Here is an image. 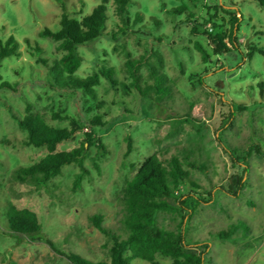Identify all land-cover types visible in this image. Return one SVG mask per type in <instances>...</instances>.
Returning a JSON list of instances; mask_svg holds the SVG:
<instances>
[{
	"label": "rangeland",
	"instance_id": "rangeland-1",
	"mask_svg": "<svg viewBox=\"0 0 264 264\" xmlns=\"http://www.w3.org/2000/svg\"><path fill=\"white\" fill-rule=\"evenodd\" d=\"M133 1L131 23L124 26L110 0L104 35L79 48L82 62L76 76L100 74L105 66L117 82L112 85L100 75L92 97L80 89H57L49 82V68L64 52L39 33L44 28L60 29V3L0 0V40L14 36L20 51L0 61V86L9 82L14 88L0 87V264H71L48 241L91 261H109L111 242L90 218L101 214L103 225L124 239V189L154 155L164 165L178 158L199 186L193 191L199 205L191 217L161 211L160 228L181 230L185 249L201 254L202 264H264V157L254 150L258 146L264 152V54L258 51L264 50V9L253 0ZM63 2L70 17L80 20L100 0ZM181 6L186 9L172 12ZM236 11L242 14L236 34L240 49L215 55L202 32L221 29L205 21L216 16L211 22L228 30ZM138 12L142 21L135 20ZM195 42L206 48L207 61ZM128 55L145 56L166 74L170 93L159 101L156 92L142 97L131 85L125 66ZM140 75L141 86L153 83L147 66ZM27 104L51 127H71L67 119H54V113L69 115L78 123V130L56 151L79 147L89 132L101 137L105 151L86 145L84 164L90 174L79 189L73 188L78 172L73 164L64 166L45 188L16 179V169L47 154L45 147L23 143L26 131L11 117H23ZM226 148L244 157L245 167ZM242 175L243 186L235 195L231 184ZM172 188L175 204L182 194L192 192L189 186ZM10 204L37 212L42 224L38 238L10 230ZM156 259L159 264H173L170 257ZM131 264L150 263L133 258Z\"/></svg>",
	"mask_w": 264,
	"mask_h": 264
},
{
	"label": "trees",
	"instance_id": "trees-1",
	"mask_svg": "<svg viewBox=\"0 0 264 264\" xmlns=\"http://www.w3.org/2000/svg\"><path fill=\"white\" fill-rule=\"evenodd\" d=\"M62 8L60 19V29L52 31L44 28L39 35L49 38L58 43V48L64 53L59 60L49 68L50 84L57 89H80L86 94L95 97L94 87L100 82V75L104 76L112 85L116 84L113 78V71L110 68L102 67L100 74L94 73L86 78L76 76L82 56L79 48L86 46L104 35L108 20L107 3L110 0H100L92 11L83 16L80 20L70 17L63 0H56ZM115 14L124 26L131 23L130 7L133 0H112ZM264 9V0H253ZM234 5V4H233ZM185 6L176 8L172 12L183 11ZM242 14L234 12L230 19L228 30H224L223 25L211 22V19H218L213 16L206 22H210L213 27L221 30L216 33L209 32L208 29L202 33L207 37L209 44L213 48L215 55L237 51L240 49V42L237 33L240 31V19ZM136 21L143 20L140 12L135 15ZM193 32L196 29L193 28ZM112 37H115L112 35ZM116 39V38H115ZM26 42L30 44L29 39ZM196 49L201 53L202 59L207 61L209 53L200 43L195 42ZM37 51L41 50L37 47ZM264 54L263 49L258 50ZM19 42L14 36H9L5 41L0 40V61L4 58L19 55ZM155 55V52H154ZM158 62L162 59L159 54ZM250 56V53L247 56ZM131 85L142 96L149 97L152 92L159 93L158 101L170 93V87L166 85V74L159 73L158 69L151 64L145 56L133 58L128 55L125 62ZM147 66L153 77V83L145 87L139 84L141 80L140 69ZM0 87L14 89L9 82H3ZM11 117L18 123L19 127L26 131L27 138L23 141L25 145L34 147H45L47 154L37 163L20 167L15 170L16 179L21 182L31 183L36 188H45L57 176L61 175L62 169L67 165H76L78 172L74 176L73 188L79 189L82 181L90 174L89 169L84 164L87 146L95 145L100 152L105 151V145L99 135L94 132L87 133L84 143L79 147L68 151H56L59 143L72 137L78 130L79 125L69 115L54 113L53 118L57 120L67 119L70 128L57 129L49 126L44 117L34 113L31 104L26 106V114L23 117L11 114ZM131 145H128L129 152ZM230 156L237 164L245 167L246 159L237 157L234 152L226 148ZM254 150L258 155L264 157V152L260 147L255 146ZM242 159V160H240ZM97 170L99 167L96 165ZM243 176H237L231 184V189L237 195L239 187L243 186ZM179 186H189L191 193L182 194L177 204L171 201L174 193L173 188ZM199 186L192 180L189 171L184 169L181 161L172 157L167 165H164L157 156H151L145 160L134 178L129 181L124 189L123 204L125 216L122 219V227L127 234L122 239L118 234L103 225L101 214H94L90 221L94 227L111 242L109 261H91L73 251H65L56 248L50 241L48 243L59 254L63 255L71 264H131L133 258L143 259L150 264H159L156 257L164 256L173 259V264H202L201 254L187 251L185 249V237L181 230L170 231L162 229L158 225L157 216L161 211L169 213L184 214L183 219L191 217L199 205L193 191ZM236 189V190H234ZM8 225L11 231L26 235L32 239L39 237L42 232L40 218L33 209L29 207H19L10 204L7 211ZM220 237L223 233L218 234ZM127 253H129L127 255Z\"/></svg>",
	"mask_w": 264,
	"mask_h": 264
},
{
	"label": "built area",
	"instance_id": "built-area-1",
	"mask_svg": "<svg viewBox=\"0 0 264 264\" xmlns=\"http://www.w3.org/2000/svg\"><path fill=\"white\" fill-rule=\"evenodd\" d=\"M210 30H211V28H210Z\"/></svg>",
	"mask_w": 264,
	"mask_h": 264
}]
</instances>
